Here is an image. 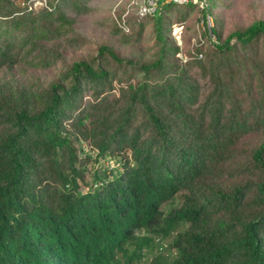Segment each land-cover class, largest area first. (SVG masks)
<instances>
[{
	"label": "trees",
	"instance_id": "16d2710c",
	"mask_svg": "<svg viewBox=\"0 0 264 264\" xmlns=\"http://www.w3.org/2000/svg\"><path fill=\"white\" fill-rule=\"evenodd\" d=\"M18 1L0 0V264H264V20L224 37L217 0H162L114 24L134 56L101 43L40 81L15 72L64 63L93 0ZM197 10L215 24L184 62L171 28Z\"/></svg>",
	"mask_w": 264,
	"mask_h": 264
},
{
	"label": "rangeland",
	"instance_id": "374dc122",
	"mask_svg": "<svg viewBox=\"0 0 264 264\" xmlns=\"http://www.w3.org/2000/svg\"><path fill=\"white\" fill-rule=\"evenodd\" d=\"M217 1L219 3L215 10V14L218 17L219 26L223 31L224 37H227L235 29L245 28L257 20H264V0ZM18 3L24 6L23 0H19ZM142 3L143 0H93L90 12L86 16L81 17L76 26L79 34V49H67L64 53V63L62 62L56 70H31L25 75L21 72H15L16 76L24 79L34 78L40 81H50L56 76V73L63 67V65L71 63L76 59L94 56L97 47L101 43L114 45L123 56H134L135 53L131 47H120L118 38L114 37L111 31L113 30L114 24H117L120 20L129 19L133 15H138L139 18L144 17L145 15H142L139 12V7ZM30 6L35 10H39L46 6V1L33 0ZM185 24L186 33L183 46L185 62L194 59V57L201 59L204 54L196 52L195 48L201 45L206 46L208 41L204 35L205 26L212 27L215 23L213 20L211 24L207 23V19L203 18L202 14L197 10L191 14V16L185 21ZM213 39L215 40V38ZM148 47H150V43L146 42L141 46V49L138 50L144 52ZM258 139L263 138L262 136H259L254 138V141ZM85 148L86 152L91 150L87 144H85ZM89 166L91 171L94 169H100L103 171L105 169H112L117 166V164L114 160L108 159L101 160L99 163H90ZM163 246L164 249H166L167 244H164ZM149 262L150 259H148L145 264H149Z\"/></svg>",
	"mask_w": 264,
	"mask_h": 264
},
{
	"label": "built area",
	"instance_id": "2783aa9c",
	"mask_svg": "<svg viewBox=\"0 0 264 264\" xmlns=\"http://www.w3.org/2000/svg\"><path fill=\"white\" fill-rule=\"evenodd\" d=\"M161 1L162 0H143V3L140 4L139 12L142 15H152L156 12L158 5ZM166 2L175 3L179 5L192 3L194 5H197L198 8H200L201 10L206 9L209 4V0H166ZM206 19H207V23L211 24L212 18L209 14L207 15ZM122 26L126 31H128V27L126 26L125 21L123 22ZM208 27L209 29H211V26ZM185 33H186L185 22H177L172 25L171 35L174 38L177 45L181 48L180 52L177 54V57L182 59L184 62H185V54H184L183 46H184Z\"/></svg>",
	"mask_w": 264,
	"mask_h": 264
}]
</instances>
